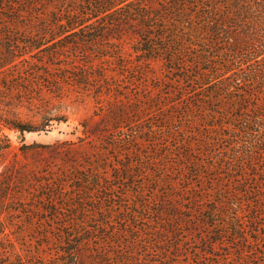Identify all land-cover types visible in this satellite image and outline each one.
Listing matches in <instances>:
<instances>
[{
  "label": "trees",
  "instance_id": "16d2710c",
  "mask_svg": "<svg viewBox=\"0 0 264 264\" xmlns=\"http://www.w3.org/2000/svg\"><path fill=\"white\" fill-rule=\"evenodd\" d=\"M68 91L100 119L94 153L63 175L109 203L96 225L31 235L37 247L0 222V257L173 264L189 242L197 264H264V0H0V161L9 130L26 150L24 132L67 119L52 99ZM9 184L0 216L22 208Z\"/></svg>",
  "mask_w": 264,
  "mask_h": 264
},
{
  "label": "rangeland",
  "instance_id": "374dc122",
  "mask_svg": "<svg viewBox=\"0 0 264 264\" xmlns=\"http://www.w3.org/2000/svg\"><path fill=\"white\" fill-rule=\"evenodd\" d=\"M52 100L62 113L66 114L67 119L60 123L54 122L51 126L38 131L24 132L23 143L33 145L26 150L20 148L18 132L9 130L13 146L5 152L0 161V182L8 177L11 195L24 199L20 201L22 207L20 211L0 216L1 227L4 225L9 230L6 238L14 237L17 230L27 232V235L17 239V246L20 249L26 248V239H33L36 247L42 243L32 238L31 235L36 236V233L50 231L56 236L60 231L72 227L85 228L96 225L95 220L102 218L100 207H105L109 203L106 200L102 202L103 194L100 190L93 193L79 192L77 188L82 185L81 182L72 175L69 177L63 175H70L76 169L85 166L90 154L94 153L97 137L91 130L100 117L93 115V100L75 91H68L60 101L55 98ZM22 117L27 120L40 119L36 108L27 107L22 108ZM83 121L88 123L87 134L82 126ZM135 147L140 149L146 158L148 150L146 145H135ZM110 173L116 174L113 169H110ZM59 179L62 183L58 182ZM117 182L119 181L116 180L114 183ZM95 198L99 200L96 201ZM131 198L136 201L143 200L141 197L131 196ZM138 224L142 223L138 222ZM192 235L196 236L197 240L200 239L196 229L192 230ZM192 238L191 242L200 246L194 241L195 238ZM49 242L51 244L46 245V249L54 252L55 244L52 240ZM188 243H183V251L172 259L173 264H197L196 256L192 253L193 249ZM7 245L0 237V247ZM13 258L10 260L1 256L0 262L20 263L18 256L13 255ZM206 262L212 263L211 259Z\"/></svg>",
  "mask_w": 264,
  "mask_h": 264
},
{
  "label": "water",
  "instance_id": "95a60500",
  "mask_svg": "<svg viewBox=\"0 0 264 264\" xmlns=\"http://www.w3.org/2000/svg\"><path fill=\"white\" fill-rule=\"evenodd\" d=\"M17 137H18V138H21V134H20V133H18V134H17Z\"/></svg>",
  "mask_w": 264,
  "mask_h": 264
}]
</instances>
